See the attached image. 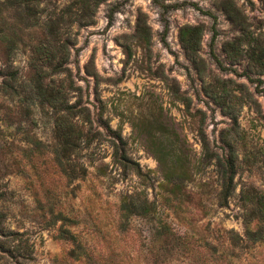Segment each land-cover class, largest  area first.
<instances>
[{"label":"rangeland","instance_id":"rangeland-1","mask_svg":"<svg viewBox=\"0 0 264 264\" xmlns=\"http://www.w3.org/2000/svg\"><path fill=\"white\" fill-rule=\"evenodd\" d=\"M82 1L39 2L44 8L42 15L62 13L64 19L71 21L66 30L70 39L66 66L79 90L67 89V99L69 103L78 99L85 107L76 117H82L81 126L86 132L85 142L81 141L70 156L86 167V173L67 182L51 160L50 149L55 143L53 109L47 104L31 105L32 122L27 128L43 149L42 153L33 152L43 189L49 188L61 206L69 204L79 214L72 229L94 254H105L114 248L119 251L116 259L120 258L123 264H151L148 249L153 239L147 229L148 223L133 217L125 231L113 230L117 221L115 203L121 194L144 190L149 199L153 196L159 199L161 193L162 177L157 162L144 148L143 136L131 126V121L145 122L143 119L151 121L158 115L164 116L184 139L195 164L202 154L197 135L198 118H202L201 127L209 147L223 157L228 154L227 143L232 149L235 168L232 195L226 206H216L214 194L218 177L211 159L198 170L192 168L191 180L186 185L192 195L202 193L203 203L211 214L202 217L193 209L187 216L188 211L175 212L172 207L164 206L163 215L171 226L185 228L193 237L201 233L206 222L207 231L201 233L204 237L215 238V227L242 234L243 224L238 216L240 192L249 187L264 192V73L247 68L243 56L233 61L227 57L223 44L239 36L241 29L228 19L221 3L231 1L244 15L251 36L262 39L264 0H86L89 14L79 19ZM140 25L145 26L147 43L137 33ZM193 25L201 26L195 62L185 55L178 36L180 27ZM251 36L240 46L245 47L244 43ZM12 65L24 78L27 52L18 50ZM49 77L57 84L63 74ZM254 78L262 81L258 87L256 81H252ZM62 83L66 87V81ZM174 86L189 98L188 107L174 98ZM204 86L208 87V94ZM261 88L263 92L259 91ZM196 109L199 112L196 113ZM114 130L125 141L126 155L138 163L144 177L124 171L113 160ZM19 137V134H6L3 141L0 139L2 146L3 142H12L10 149H0V193L7 195L12 189L16 194L0 202V205H8L16 215L8 214L6 224L10 229L24 231L31 243L32 259L24 264H64L51 261L53 255L59 260L69 247L68 242L54 239L53 229L40 226L38 217L28 218L18 225L19 205L15 202L19 198L24 199L29 213L36 211L31 192L34 186L39 199L45 200L37 184L27 188L30 187L27 176L21 171L31 174L30 165L25 164L20 170L23 159L19 167L11 163L12 158L23 157L20 148L26 145ZM180 217H187L190 224H185ZM197 250L192 258L172 256L160 264H200L203 256L208 258L209 253L201 245ZM251 253L252 258L244 253L238 260L233 259V264H264V244ZM220 262L223 260L219 259L218 264ZM72 263L78 264L77 261Z\"/></svg>","mask_w":264,"mask_h":264},{"label":"trees","instance_id":"trees-1","mask_svg":"<svg viewBox=\"0 0 264 264\" xmlns=\"http://www.w3.org/2000/svg\"><path fill=\"white\" fill-rule=\"evenodd\" d=\"M39 2L40 0H0V139L3 141L6 134L20 135L19 140L26 145L25 148H20L23 151V157L12 158L11 163L19 167L23 159L24 163L21 164L20 170L25 164L30 165L31 174L21 171L27 176V184L30 186L27 188L31 189L32 185L37 184L43 192L42 197L45 198L44 201L39 199L35 186L31 189L34 210H36L33 213L28 212L24 199L19 198L15 202L19 205L16 212L17 220L20 222L18 225L20 226L28 218L33 220L38 217L41 221L40 226L54 230V239L68 242L69 247L59 260L56 255H53L51 260L53 263L73 264L72 261H77L78 264H123L120 258L116 259L119 255L116 249L111 248L105 254H94L92 249L78 238V233L72 228L76 226L79 214L75 213L69 204L61 206L58 197L49 188L43 189L40 173L34 165L33 152L42 153L43 149L41 142L27 128L32 122L31 105L47 104L53 109L54 114L52 135L55 143L50 149L53 164L58 167V171L67 182L80 178L86 173L85 166L77 163L75 157L70 158L71 154L79 148L80 142H85L83 137H86V132L81 126L83 119L76 117L85 107L80 105L78 99L72 103H69L67 99V89L79 90V86L73 84L69 68L66 66L70 44L66 30L67 24L71 21L69 18L64 19L62 13L42 15L44 8L39 5ZM221 4L228 19L241 29L239 36L223 44L227 57L233 61L243 56L247 61V68H255L258 72L264 73V37L261 39L251 36L246 29L244 15L231 1ZM87 5V1L83 0L77 15L79 19L89 14ZM137 33L147 43L145 26L140 25ZM200 35V25L182 26L178 31L184 53L193 62H195ZM249 36H251L249 40L244 43L246 46H240L241 42ZM18 50L27 52V74L24 78L20 77L18 70L12 65V59ZM58 73H62L63 78L54 84V80L49 76ZM64 81H66V87L63 86ZM252 81H256V87L262 82L259 78H254ZM203 89L208 94V87L204 86ZM259 91L263 92V89ZM173 96L188 107L189 98L179 93L176 86H174ZM195 112L199 110L196 109ZM143 120L145 122L131 121V126L137 132H141L144 148L157 162L162 177L161 193L158 194L159 199L155 196L149 199L144 190L121 194L115 203L117 221L113 230L125 231L133 217L141 218L148 223L147 229L153 239L148 249L152 258L151 264H160L167 257L172 256L192 258L194 252L198 251L199 245L205 247L209 253L208 258L203 256L199 261L200 264H218L219 259L223 260L219 264H233V259L238 260L244 253L252 258L253 253L250 255V251L264 244V192L251 187L240 192L241 211L238 216L243 224L242 234L232 229L215 227V238H207L201 234L207 231L208 222H206V227L201 229V233L198 232V235L193 237L185 228L171 226L163 215L164 206L172 207L175 212L188 211L187 216L193 209L200 212L202 217L211 214L203 203L202 193L197 192V196H194L186 188L191 180L192 168L198 170L204 163L208 164L211 159L214 160L218 177L214 202L218 207L226 206L233 192L232 178L235 169L234 155L230 145L227 143V156H219L209 147L201 127L202 118H198L197 135L202 154L197 158L201 160H195L194 164L184 139L180 137L171 122L168 123L166 118L160 115L151 121ZM112 133L114 134V139L111 141L113 160L124 171L130 170L137 176L144 177L138 163L126 155L125 141L119 132L114 130ZM5 144L7 143L3 142L2 146L1 143V150L10 149L9 145L12 142L7 146ZM62 194L65 195L66 192L63 191ZM14 196H16L14 191L9 189L7 195L0 193V202ZM9 208L2 203L0 205V264H24L32 259V246L24 231L8 228L6 217L8 214L12 217L16 216ZM180 218L185 221V224H190V221H186L187 217ZM190 228L193 229L194 226L191 225ZM96 230L99 229L96 227ZM216 241H221L218 244L225 247L220 248V245L214 243Z\"/></svg>","mask_w":264,"mask_h":264}]
</instances>
